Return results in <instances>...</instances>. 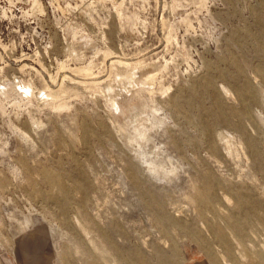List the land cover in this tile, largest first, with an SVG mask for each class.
<instances>
[{
  "label": "rangeland",
  "instance_id": "rangeland-1",
  "mask_svg": "<svg viewBox=\"0 0 264 264\" xmlns=\"http://www.w3.org/2000/svg\"><path fill=\"white\" fill-rule=\"evenodd\" d=\"M264 0H0V264H264Z\"/></svg>",
  "mask_w": 264,
  "mask_h": 264
},
{
  "label": "crops",
  "instance_id": "crops-1",
  "mask_svg": "<svg viewBox=\"0 0 264 264\" xmlns=\"http://www.w3.org/2000/svg\"><path fill=\"white\" fill-rule=\"evenodd\" d=\"M19 248L26 254L30 261L28 264H49L47 256L49 254V239L46 231L39 227L37 231L28 238L18 243ZM193 264H210L206 260H196Z\"/></svg>",
  "mask_w": 264,
  "mask_h": 264
},
{
  "label": "bare ground",
  "instance_id": "bare-ground-1",
  "mask_svg": "<svg viewBox=\"0 0 264 264\" xmlns=\"http://www.w3.org/2000/svg\"><path fill=\"white\" fill-rule=\"evenodd\" d=\"M264 70V69H263Z\"/></svg>",
  "mask_w": 264,
  "mask_h": 264
}]
</instances>
